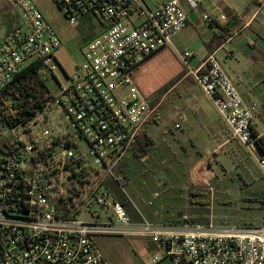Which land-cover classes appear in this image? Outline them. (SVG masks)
I'll use <instances>...</instances> for the list:
<instances>
[{
  "label": "built area",
  "instance_id": "2783aa9c",
  "mask_svg": "<svg viewBox=\"0 0 264 264\" xmlns=\"http://www.w3.org/2000/svg\"><path fill=\"white\" fill-rule=\"evenodd\" d=\"M67 23L87 22L97 32L86 40L83 61L61 87L29 115H14L4 91L28 66L53 74L61 41L29 0H10L22 25L0 40V264H108L97 237L141 238L156 253L147 264H264V227H218L184 220L152 222L117 200L108 186L126 155L135 154L150 108L133 80L140 63L188 25L201 0H52ZM220 16L219 20H225ZM207 24L213 18L204 15ZM243 36L251 55L264 54V29ZM179 55L203 95L236 141L254 156L257 106L245 102L214 54L196 68ZM125 92V95L122 92ZM50 93V92H49Z\"/></svg>",
  "mask_w": 264,
  "mask_h": 264
},
{
  "label": "rangeland",
  "instance_id": "374dc122",
  "mask_svg": "<svg viewBox=\"0 0 264 264\" xmlns=\"http://www.w3.org/2000/svg\"><path fill=\"white\" fill-rule=\"evenodd\" d=\"M29 1L61 41L55 53L57 63L53 74L42 70L50 95L55 97L60 86L65 87L81 65L86 40L97 32L87 22L69 25L52 0ZM144 1L152 7L158 0ZM11 14L13 21L8 20L7 13L0 15V40L8 29L22 25L23 17L17 5ZM199 25L187 26L172 38L170 46L140 63L133 80L143 98H150L155 90L186 69L179 58L183 52L192 55L189 67L201 62L212 36L204 35L208 29L206 21L200 20ZM228 48L220 50L215 58L231 80L240 77L238 90L256 104V130L264 134V66H251L237 53L227 57ZM186 75L190 76L188 70ZM173 95L165 96L158 121L144 127L145 135L137 144V155H126L107 187L114 196L128 195L149 221L171 219L170 224L188 220L212 222L218 227H264V174L254 156L230 140L214 106L196 84L189 83L179 99ZM184 100L189 105L185 112L178 113L183 111L178 105ZM217 132L221 137L219 143L228 139V145L208 156L206 152L216 141L212 135ZM145 140L150 143L145 145ZM151 211L158 215L152 217ZM95 242L108 264H144L153 255L139 238L101 236ZM158 264L170 262L163 259Z\"/></svg>",
  "mask_w": 264,
  "mask_h": 264
},
{
  "label": "crops",
  "instance_id": "0c3cea01",
  "mask_svg": "<svg viewBox=\"0 0 264 264\" xmlns=\"http://www.w3.org/2000/svg\"><path fill=\"white\" fill-rule=\"evenodd\" d=\"M163 1H167V0H158L153 6ZM5 2L8 3L9 1L7 0L0 1V4L3 5L2 7L0 5L1 8H4ZM204 15H207L213 18L214 20L212 24H207L208 29L204 32L205 36H213V34L219 33L223 27H226L232 31V35L228 39V41L225 42L221 47L217 48L214 52L210 54H214V56H216V54H218L220 50H225L227 47H230L228 48V51L225 52V55L227 57L228 56L233 57L237 53L238 55L244 57L247 63L251 66H255V65L264 66V54L261 56L251 55L249 51H247L244 47L245 38L243 37L247 34L248 28L246 29L245 25L249 21L251 22L249 26L251 29L255 27L264 29V0H201L196 10L188 12L187 14L188 25L187 26L193 25V24L200 26L199 22L200 20L204 21L203 20ZM220 16H225L226 19L223 21H220L219 20ZM200 31H203V29H200ZM210 54L206 52L201 62ZM201 62L196 67H198L201 64ZM233 83L235 84V87L237 91L239 92L241 98L245 102L250 101L249 99L244 98L241 92L238 90V87L241 84L240 77H237L236 80L233 81ZM188 105H189L188 100L182 101L178 106L181 107L182 108L181 110L183 111H179L178 113L185 112ZM218 133L219 132L212 135L213 139H215L216 141L212 149L206 152V155L208 156L212 154L215 155L217 152H219L218 150L223 149L225 146L228 145V141H229L228 139L224 140L223 143H219L218 140L221 137H218L219 136ZM149 214L152 217H156L158 215L156 211H151V213L149 212ZM142 216L145 217L144 215ZM162 218L164 217L162 216ZM166 221L169 222L171 221V219H168V220L166 219L163 222L161 221L160 223L170 224V222L167 223ZM172 224H175V223H172ZM143 240H144L143 243H145L144 248H146L147 250H150L151 255L155 254L157 251L154 245L151 242H149L147 239H143ZM147 263L148 262H145L144 264H147Z\"/></svg>",
  "mask_w": 264,
  "mask_h": 264
},
{
  "label": "trees",
  "instance_id": "16d2710c",
  "mask_svg": "<svg viewBox=\"0 0 264 264\" xmlns=\"http://www.w3.org/2000/svg\"><path fill=\"white\" fill-rule=\"evenodd\" d=\"M7 13L8 20L13 21L11 14L10 2H5L4 8H0V15ZM10 30V29H9ZM232 31L226 27H223L219 33L213 34L210 41L207 43V53L214 52L217 48L221 47L231 37ZM93 36H90L91 39ZM39 64L35 63L28 66L21 73L16 75L7 89L4 91L5 98L10 99L15 103L13 112L18 118L25 115H29L35 108L40 107L43 102L50 96L49 89L46 86L44 79L39 73ZM187 70L184 69L173 79L160 86L155 90L150 98H146L150 108L154 109L151 119L145 124L157 122V114L161 109L165 96L169 93H174V98L179 99L186 92L189 83L196 84L191 76L186 75ZM145 132L141 130L139 132V140L143 138ZM150 143L149 140H145V145ZM256 153L259 156L264 155V137L258 138L255 142ZM137 155V151L135 152ZM117 200L127 209V211L133 214L132 207L130 206L129 199L124 195H117ZM202 205H206L205 202H200ZM135 220H139L138 215L133 214Z\"/></svg>",
  "mask_w": 264,
  "mask_h": 264
}]
</instances>
